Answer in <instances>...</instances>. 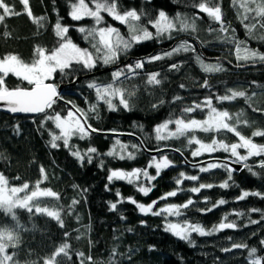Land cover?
I'll return each instance as SVG.
<instances>
[{
  "label": "trees",
  "instance_id": "obj_1",
  "mask_svg": "<svg viewBox=\"0 0 264 264\" xmlns=\"http://www.w3.org/2000/svg\"><path fill=\"white\" fill-rule=\"evenodd\" d=\"M6 2L21 14L6 16L0 22V58L14 54L31 62L37 45L49 50L55 48L59 43L55 25L59 21L68 27L67 36L93 52L97 59V65L90 70L73 63L70 69L55 74L50 82L62 85V93L45 113L14 117L0 112V174L10 187L28 183L29 188L51 189L60 196L59 200L39 198L32 212L17 207L13 215L0 208V229L10 230L18 237V242L10 243L6 250L13 257L6 264H44L65 243L68 244L67 254L57 255L52 264H249L251 248L257 249V256L264 257V244H261L264 241V167L260 166L264 156L237 161L223 149L202 156L192 155L197 145L189 143L192 135L204 143L213 139L229 145L238 143L239 137L226 130H196L165 140H158L155 131L168 120H204L208 113L204 103L211 98L213 107L230 114L229 123L241 135L257 145H264V136H253L254 132H264V60H242L236 56L237 45L264 53V28L257 24L249 32L245 24L256 21L243 20L244 10L233 0H211V3L208 0H117L121 13L135 9L141 14L139 24L148 27L153 38L134 44L114 63L104 66L102 54H97L93 48L98 37L85 39V33L79 29L91 30L109 24L127 37L126 24L107 13H103L105 22L102 25L88 17L73 20L69 13L75 0H29L31 17L21 0ZM200 3L221 8L227 31H222L220 22L199 9ZM161 11L176 22V28L156 36L155 28L148 22L156 20ZM41 17L44 19L39 20ZM181 20L194 24V28L181 30ZM182 43L190 50L166 55ZM157 56L161 58L152 59ZM138 61L143 67L136 69L135 75L129 73L127 79L121 77L116 82V86L133 93L128 97L130 110L119 105L118 99L113 101L117 107L109 109L97 99L95 88L89 84H111L113 72ZM200 61L219 65L221 70L206 72ZM152 74H157L159 84L148 83ZM5 85L9 89L31 87L11 73L5 77ZM229 90L242 91L245 95L232 100L217 99L230 95ZM195 104L201 107L184 112ZM93 105L94 111L91 110ZM69 109L83 110L87 114V124L95 131H90L83 139L73 136L68 147L63 141H57L59 146L53 148L51 134H59V129L46 117L56 113L65 115ZM117 144L127 146L122 151L124 159L119 158L120 154L108 155L114 148L118 153ZM90 148H95L96 152L90 153ZM74 151L84 159L74 156ZM152 151L159 153L152 155ZM237 151L247 154L243 148ZM128 152L133 153L134 158H127ZM154 156H166L172 162L159 175L152 164ZM208 158H212L211 161L206 160ZM229 162H241L242 168L236 171ZM209 163L224 166L201 172L200 168ZM133 169H146L149 176L156 178L144 183L108 179L113 170L131 172ZM180 173L185 177L197 176L198 180L182 178ZM178 179L182 180L179 185ZM225 182L228 187H221ZM200 184L213 187L191 191ZM140 186L150 187L151 191L145 195L138 190ZM171 191L177 194L161 199ZM245 192L250 195L240 199ZM189 199L193 203L181 209L180 216L166 212L153 214L170 204L183 205ZM74 200L78 202L75 205ZM220 200L225 203L218 204ZM113 203L115 209L111 208ZM37 205L59 210L63 226L47 214L36 213ZM138 205H152V210L141 212ZM185 221L211 230L208 232L211 234L192 232L189 240H182L165 230L169 223L183 224ZM221 222L235 223L236 227L212 231ZM233 244L247 247L233 248Z\"/></svg>",
  "mask_w": 264,
  "mask_h": 264
},
{
  "label": "snow or ice",
  "instance_id": "obj_2",
  "mask_svg": "<svg viewBox=\"0 0 264 264\" xmlns=\"http://www.w3.org/2000/svg\"><path fill=\"white\" fill-rule=\"evenodd\" d=\"M29 0H21L27 14L31 17L32 13L28 7ZM94 4V9L89 7L85 0H75L70 7L71 11L69 15L73 20H81L84 17H92L95 23L99 25L103 20L101 13H107L109 16L113 17L115 20L120 21L122 24L128 26V36L125 37L121 35L120 31L114 27H94L91 30L85 28H80L79 31L85 33V39L91 37L96 40L97 43L93 44V48L97 54H102L100 58L103 63L109 64L114 63L120 56L121 53L127 52L133 47L134 44H138L142 41L149 40L153 38V33L148 30V27L141 26L139 21L141 20V14H139L135 9L125 11L121 13L118 10L117 0H91ZM211 3V0H208ZM234 4H239V7L244 11L242 13L243 20H254L255 23L245 24V27L251 32L252 29L257 27V24L261 28H264V0H233ZM199 9L206 13L210 18L214 19L221 24V30L227 31V28L223 26L221 8L219 6L209 7L206 3H200L198 5ZM21 13L15 12L13 7L6 2V0H0V22H2L6 16L10 15H20ZM41 17L39 20H43ZM39 22V21H37ZM156 30V36H162L164 34L170 33L176 28V22L169 19L166 14L161 11L156 20H150L148 22ZM181 30H186L188 28H194V24L187 23L184 20L180 21ZM68 27L61 25L58 21L55 25V34L59 37L58 46L53 49H45L42 46L37 45L34 49L33 59L31 62H25L17 55H7L0 58V102L6 105L7 110L12 113H45L47 109H51L56 103L58 98L57 88L54 84L47 83L54 73L58 70L60 72H65V70L70 69L73 63L81 64L86 69H91L95 67L97 59L93 52L85 48H80L78 45L73 43V41L67 36ZM6 35H8L6 33ZM190 48L186 43H182L178 47L172 49L171 52L166 53V55H172L173 53L179 51H189ZM194 51V49H191ZM241 48L237 45L238 59L243 60H264V53H259L256 50H250L245 48L244 55H239ZM161 57H153L152 59H160ZM199 60V57H197ZM201 67L206 72L220 71V67L217 65L204 64L200 61ZM143 67V63L138 61L134 65H126L125 68L119 69L112 74L113 83L107 85H98L95 83L89 84V87L95 88L97 99L103 101L109 107V109L114 110L117 105L113 102L114 99H118L119 105L123 106L125 109L130 110V103L128 97L133 95L131 92H127L124 88L116 86V82L120 81L121 77L125 79L128 78V74H136V69ZM176 68L177 65H173ZM13 74L24 81H27L31 88H14L9 89L5 85V77L9 74ZM157 74H152L148 78V83L159 84L160 81L156 78ZM207 84V81H205ZM183 87V85H181ZM230 95L218 96V100H232L237 96H244V92H237L229 90ZM179 99V97H177ZM204 106L209 109L208 117L205 120H195L190 119L185 121L182 118H178L175 121L168 120L163 124L156 127V138L158 140H165L171 137H180L188 133H194L196 130H201L204 132H220L223 130L234 133L239 137L238 143H233L231 145L224 143L223 141H217L213 139L211 143H204L199 140L195 135H192L189 139V143H195L199 145L193 152V156H199L202 153H213L218 149H223L225 152H230L233 157L237 158V161H247L249 157L252 156H264V145H257L249 138L241 135L237 128L233 126L229 121L231 116L227 111H219L212 106L211 98L206 99ZM200 104H195L192 107L184 109V112H193L196 108H200ZM91 110H95V105L92 106ZM47 120H52L55 124L56 129H59V134H51V146L53 148L58 147L57 141H63L65 147L69 146V141L73 136H80L84 138L90 134V131H95L91 128V125L87 124V114L81 109H69L66 116H62L60 113H56L54 116H47ZM175 124V131L167 132V135H162V132H166L169 124ZM253 136H264V132H254ZM119 143V142H117ZM127 146L121 145V150H126ZM132 147H137L133 145ZM243 148L247 150L246 155H241L237 150ZM90 153L96 152L95 148H90L88 150ZM74 156L83 160L84 157L78 151L72 153ZM115 148L108 153V155H117ZM120 159H124V155H119ZM127 158H134V154L131 152L127 153ZM91 156H88V161L91 162ZM155 160V158H154ZM171 161L163 156L159 161H156L154 167L156 168L157 175L163 168H167L171 165ZM152 166V165H150ZM224 165L209 163L207 167H201V172H207L212 168L220 167ZM247 167V164L245 165ZM260 166L264 167V159L260 160ZM251 170V169H249ZM41 173L44 174V169L41 167ZM141 174L143 177L149 180H154L155 176H149L148 171L141 169H133L131 172H124L122 170H113L109 175V181L115 179H126L129 183H133L140 179ZM182 178L198 180L197 176L185 177L184 173H180ZM231 177V170H229V178ZM46 179V176L44 177ZM176 183L179 185L182 183L181 179H178ZM39 185V182H37ZM8 181L3 174H0V208L4 209L5 212L14 215V209L24 208L29 212L33 211V205L35 202L42 197H49L56 200L60 199L57 192L51 189H41L39 187L36 190L31 191L23 196V198L18 197L16 194L29 189V184L24 183L22 187H12L8 188ZM211 184H200L199 187H193L192 192H199L203 188H211ZM221 187H228L227 182L223 183ZM139 191L143 192L145 195L151 191L150 187L140 186ZM176 191H171L166 193L161 199H166L167 197L175 196ZM119 195V194H118ZM250 195V193L245 192L240 199ZM251 195H261L260 193H251ZM135 203V201H132ZM73 205L78 203L77 201L72 202ZM156 202L154 201L153 204ZM193 201L189 199L183 205L170 204L158 212H154V215H160L161 212H166L172 216L182 215L181 209L189 207ZM224 200L218 201V204H224ZM141 212H149L152 210V205L144 206L138 205ZM111 208L115 209L116 204H111ZM210 211V209H209ZM252 211H259V209H252ZM36 213L47 214V216L57 220L61 226H63V221L60 216L59 210H51L48 207L35 206ZM252 223H258V221H252ZM235 223H224L221 222L218 226H215L212 231H220L225 228H235ZM166 231L172 232L175 236L182 240H189L192 232H198L200 235L211 234L205 232L202 226L198 224H190L185 221L183 224L180 223H169L166 226ZM67 236V233H65ZM18 242V237L14 233L7 229H0V264H6V262H11L13 257L6 253V250L10 243ZM264 244V241H261ZM233 248L247 247L243 244H233ZM68 244L61 245L56 252L53 254L51 260H46L44 264H52L55 257L61 253L67 254L66 250ZM231 249H224V251H230ZM257 249H249V264H264V257L256 255Z\"/></svg>",
  "mask_w": 264,
  "mask_h": 264
},
{
  "label": "rangeland",
  "instance_id": "obj_3",
  "mask_svg": "<svg viewBox=\"0 0 264 264\" xmlns=\"http://www.w3.org/2000/svg\"><path fill=\"white\" fill-rule=\"evenodd\" d=\"M86 2V1H85ZM87 3V2H86ZM88 5H89V7H91V8H93L94 9V4L93 3H88ZM101 15L103 16V12L101 13ZM84 18H86V17H84ZM88 18H90V19H92L94 22H95V20H94V18H92V17H88ZM105 21H104V19L101 21V25L104 23ZM108 26H111V27H114V28H116L115 26H113V25H109L108 24ZM102 27H107V26H103L102 25ZM117 29V28H116ZM74 43V42H73ZM77 45V44H76ZM58 46V45H57ZM79 46V45H78ZM80 47V46H79ZM80 48H82V47H80ZM241 48V51H240V53H239V55H244V49H245V47H240ZM248 49V48H247ZM236 56H238V53H237V50H236ZM243 60V59H242ZM102 62H103V60H102ZM104 64V66L105 65H107V64H105V63H103ZM97 65V64H96ZM208 65H216V64H208ZM217 66H219V65H217ZM220 67V66H219ZM221 68V67H220ZM88 70H90V69H88ZM58 72H60L59 70L56 72V73H58ZM56 73H54L53 74V76L48 80V81H46L47 83H49L50 81H51V79H53V77L55 76V74ZM51 83V82H50ZM31 87H32V85H31ZM208 109V108H207ZM208 113H209V109H208ZM208 113H207V117H208ZM67 115V113L65 114V115H62V116H66ZM207 117H205V119L207 118ZM204 119V120H205ZM170 131H175V124L174 123H172V124H169L168 125V129H167V131L166 132H164L166 135H167V132H170ZM211 143V142H210ZM121 145L122 144H120V145H118L117 144V146H118V154H120V155H122V151L123 150H121ZM197 147H199V145H196V148ZM158 151H156V153H157ZM155 153V154H156ZM159 153V152H158ZM206 153V152H205ZM205 153H202L201 155H199V156H202L203 154H205ZM154 158H155V160H154ZM154 158L152 159V164L154 165L155 164V162L156 161H159L160 160V158L161 157H156V156H154ZM211 159L212 158H208V159H206V160H210L211 161ZM201 161H203V159L201 160ZM200 161V162H201ZM209 161V162H210ZM237 163V162H236ZM238 164H242L241 162H238ZM148 180V178H146V177H143V175H141V177H140V179L139 180H137V181H140V182H142V183H144V182H146ZM7 187L8 188H12V187H10L9 185H7ZM33 190H36V188H29V189H26V190H24L23 192H19V193H17L16 195L18 196V197H20V198H23V196L25 195V194H27V193H30L31 191H33ZM205 230V232H210L211 230H207V229H204Z\"/></svg>",
  "mask_w": 264,
  "mask_h": 264
},
{
  "label": "water",
  "instance_id": "obj_4",
  "mask_svg": "<svg viewBox=\"0 0 264 264\" xmlns=\"http://www.w3.org/2000/svg\"><path fill=\"white\" fill-rule=\"evenodd\" d=\"M50 83V82H49ZM53 84V83H51ZM31 88V87H30ZM57 88V92H58V98L56 99V101L58 99H60V96H61V93H62V89H63V86L62 85H59V86H56ZM47 111V110H46ZM0 112L1 113H4L6 115H10V116H23V115H38V114H43V113H22V112H18V113H12L10 112L9 110H7V107L6 105H4L3 102H0ZM156 153V151H152L151 154L154 155ZM231 164V166L234 168V170L238 171L242 168V165L241 164H238V163H233V162H229Z\"/></svg>",
  "mask_w": 264,
  "mask_h": 264
}]
</instances>
